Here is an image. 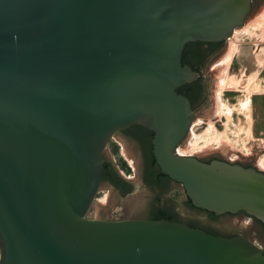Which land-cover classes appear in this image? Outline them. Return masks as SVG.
Masks as SVG:
<instances>
[{
	"label": "water",
	"instance_id": "water-1",
	"mask_svg": "<svg viewBox=\"0 0 264 264\" xmlns=\"http://www.w3.org/2000/svg\"><path fill=\"white\" fill-rule=\"evenodd\" d=\"M253 0H0L1 264H264V249L165 219H91L119 130L154 132L193 204L264 221V172L179 148L187 44L229 41Z\"/></svg>",
	"mask_w": 264,
	"mask_h": 264
},
{
	"label": "flooded vegetation",
	"instance_id": "flooded-vegetation-1",
	"mask_svg": "<svg viewBox=\"0 0 264 264\" xmlns=\"http://www.w3.org/2000/svg\"><path fill=\"white\" fill-rule=\"evenodd\" d=\"M257 1L259 0H253L252 8L256 5ZM226 44L227 41H197L187 44L184 49L183 56L188 58L191 63L197 62V64L193 67L190 64H183L190 66L198 74V77L193 82L186 83L179 89H181L180 93L185 94L191 100L195 115L209 100L206 70L208 68L214 69V67H210V64L224 52ZM154 135V132L147 126L134 124L117 131L111 138L107 147L109 152L104 156L105 164L101 189L98 194L99 197L97 195V199L101 202L103 201L104 192L107 190L106 201L102 203L107 207L109 213L104 217H100V213L97 215L93 213L91 217L89 216L91 219H165L199 228L216 236L230 238L240 236L249 239L243 231H221L222 229H214L186 218L185 210L189 209L203 212L211 219H221L226 216H241L246 218L243 226L257 224L261 228V233L264 234V221L246 211L236 214L226 213L217 215L196 207L187 195L184 184L162 173L153 153ZM199 159L207 163L214 160L232 162L217 155ZM231 164L240 165L245 168H254L264 172V169L259 168L253 163L232 162ZM142 195H147L146 212H129L127 207L129 200L141 197ZM113 197H116L118 202L117 205L110 207ZM235 230L243 229L238 228ZM257 245L264 249V244Z\"/></svg>",
	"mask_w": 264,
	"mask_h": 264
},
{
	"label": "rangeland",
	"instance_id": "rangeland-1",
	"mask_svg": "<svg viewBox=\"0 0 264 264\" xmlns=\"http://www.w3.org/2000/svg\"><path fill=\"white\" fill-rule=\"evenodd\" d=\"M238 29H245L242 33V38L239 39L235 37L234 32L231 39L227 41L224 52L210 64V67H214V69L211 70V68H208L206 70L205 74L207 76L209 88V100L206 105L196 113L191 129L181 148L186 150L193 142H196L201 146V149H198L195 153H189L188 155H194L199 158L217 155L232 162L253 163L259 168L264 169L260 165V160L264 159V137H260L255 133V115H257L255 106L259 100L264 99V62L260 64L257 60L259 57L262 58V60L264 58V0L257 1L245 20L244 26ZM253 32L255 33L254 36ZM232 39L234 44H236L237 51H235L229 66V76L244 75V81L249 79V82L246 84L247 86L251 81L252 82L249 89L243 88L242 90L230 87H225L223 89L222 97L224 102L233 107V112L229 119L228 115L223 114L219 116L216 115V113L219 107L218 92L222 76L221 63L231 50ZM247 96L251 97V104L249 113L245 115L240 107V100L245 99ZM212 114H215V116H212ZM211 121L214 122L216 126L218 131L217 135H223V140L227 141V145L220 146L217 142L208 143L209 145H206L207 143L205 144V142L208 139H197L198 135L205 134L208 131ZM192 128L195 130L196 134L193 133ZM232 144L236 146L235 149L232 147ZM108 152L109 150L106 149L105 154H108ZM104 193L103 201L100 202L98 199L95 200L89 213L90 217L93 213L94 215L100 213V217L107 216L109 213L107 207L102 203L106 201L108 194L107 190H105ZM146 196L147 195H142L141 197L139 196L129 200L127 203L129 212L145 213L147 210ZM117 202V198L113 197L110 207L117 205ZM185 215L186 218L195 220L199 224L214 229H222L221 231H243L253 242L260 245L264 244V234L261 233V228L257 224L243 226L246 220L244 217L226 216L221 219H211L203 212L189 209L185 210ZM238 228L243 230H235Z\"/></svg>",
	"mask_w": 264,
	"mask_h": 264
},
{
	"label": "bare ground",
	"instance_id": "bare-ground-1",
	"mask_svg": "<svg viewBox=\"0 0 264 264\" xmlns=\"http://www.w3.org/2000/svg\"><path fill=\"white\" fill-rule=\"evenodd\" d=\"M244 30L243 29H236L234 36L235 37H238L239 39H241L242 38V33H243ZM254 35H255V33L253 34V36ZM235 51H237V47H236V44H234V41L232 39V41H231V50L228 53V55L226 56V58H224L223 61H222V63H221V66H222V76H221V79H220L221 82H220V88H219V92H218L219 107H218V110H217V113H216V115H219V116H221L223 114L224 115H228L229 119L231 118V114L233 112V107L224 102L223 97H222L223 96V89L225 87H230V88H233V89H242V90H243V88L249 89L250 88L249 86H250V84L252 82L251 81L248 84V86H247L246 84H247V82H249V79L244 81V75H242V76H236V75L229 76V66H230V63L232 61V57H233ZM263 53H264V51H263ZM256 58H257V56H256ZM257 60L260 62V64L264 62V58L262 60V58L259 57V59L257 58ZM250 104H251V97L250 96H247L245 99H241L240 100V107H241V109H242V111L244 112L245 115L249 113ZM213 115L215 116V114H212V116ZM209 126H210V128L208 129V131L205 134H200L199 133L200 135L197 136V139H200V138L208 139L205 142V144L207 143L206 145H209L212 142H217L220 146L227 145L226 144L227 141L223 140V135H217L218 134V131L216 129V126L214 125V122L211 121V123H210ZM192 131H193L194 134H196V132H195V130L193 128H192ZM200 147L201 146L199 144H197L196 142H193L190 145V147L188 149H186V150H183L180 147L179 148V153L181 155H188L189 153H195V151H197L198 149L200 150L201 149ZM232 147L234 149L236 148V146L233 145V144H232ZM243 148H245V147H243ZM260 165L264 168V159L260 160Z\"/></svg>",
	"mask_w": 264,
	"mask_h": 264
},
{
	"label": "crops",
	"instance_id": "crops-1",
	"mask_svg": "<svg viewBox=\"0 0 264 264\" xmlns=\"http://www.w3.org/2000/svg\"><path fill=\"white\" fill-rule=\"evenodd\" d=\"M256 110V134L260 137H264V99L258 101L257 105L255 106Z\"/></svg>",
	"mask_w": 264,
	"mask_h": 264
},
{
	"label": "trees",
	"instance_id": "trees-1",
	"mask_svg": "<svg viewBox=\"0 0 264 264\" xmlns=\"http://www.w3.org/2000/svg\"><path fill=\"white\" fill-rule=\"evenodd\" d=\"M184 64H190L192 67L195 66L197 64V62H190L188 58H186L185 56H183L182 59ZM178 92H181V89H178Z\"/></svg>",
	"mask_w": 264,
	"mask_h": 264
}]
</instances>
